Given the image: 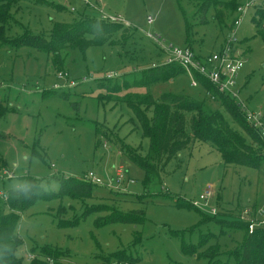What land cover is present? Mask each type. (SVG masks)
Returning a JSON list of instances; mask_svg holds the SVG:
<instances>
[{"label": "rangeland", "instance_id": "374dc122", "mask_svg": "<svg viewBox=\"0 0 264 264\" xmlns=\"http://www.w3.org/2000/svg\"><path fill=\"white\" fill-rule=\"evenodd\" d=\"M47 1L83 11L77 7L82 0ZM236 1L241 5L250 0ZM256 5L247 10L236 29L243 63L235 80L247 108L264 116V40L256 31V21L264 25L257 14L264 8V0H257ZM102 7L120 19L127 31H117L112 41L85 51L70 50L62 76L51 55L27 47L0 46V193L7 196L9 183L27 176L84 179L93 172L101 180L93 184L91 198L65 195L34 201L21 213L17 232L23 245L18 254L28 259V254L41 249L59 250L71 257H65L64 263L98 264L101 257L126 250L140 257L136 264H208L200 253L211 247L232 251L244 238L242 230L229 231L221 226V220L235 221L238 205H255L264 211V165L226 164L211 145L191 144L165 166L163 190L168 195L147 194L140 201L138 196L146 194L144 170L96 128L110 131L147 156L149 139L129 104L100 95L108 94L107 86H119L120 95L150 94L157 99L172 92L206 100L204 88L192 86L187 73L148 87L132 86L143 69L167 61L165 52L148 34L180 48L189 44L198 58H207L234 31L229 25L238 15L226 10V24L222 25L211 7L202 23L190 0H102ZM88 8V14L101 18L98 10ZM12 12L21 25L10 29L11 36L23 35L25 30L49 35L55 21L75 22L80 17L28 0H21ZM108 74L113 77L108 79ZM209 101L223 110L216 101ZM144 112L152 117L151 109ZM208 185L215 192L211 206L200 210L188 206ZM59 192L60 188L53 193ZM104 207L125 214L144 209L146 221L98 226L108 215ZM212 208L218 211L217 216L211 214ZM191 244L194 254L187 250ZM223 257L236 264L234 257Z\"/></svg>", "mask_w": 264, "mask_h": 264}, {"label": "trees", "instance_id": "16d2710c", "mask_svg": "<svg viewBox=\"0 0 264 264\" xmlns=\"http://www.w3.org/2000/svg\"><path fill=\"white\" fill-rule=\"evenodd\" d=\"M20 1L0 0V46L8 49L27 47L51 55L52 63L58 72H66V62L70 50L79 48L85 51L89 46L112 41L114 33L122 29L126 30L123 23L93 17L86 10L79 12L76 9L73 13L79 14L78 20L75 22L55 21L49 35L25 30L23 35L11 36L10 29L13 26L21 25L12 12ZM28 1L35 5L53 7L58 11H70L61 4L47 0ZM190 1L195 4L200 22L207 21L206 13L211 7H214V18L222 25L226 24V10L234 15L240 4L236 0ZM257 14L264 21V8L259 9ZM234 21L235 18L231 20L230 29ZM256 24V31L264 40V25L260 20L256 21ZM96 26L97 31L95 30ZM125 32L122 35L123 38L126 37ZM185 47L191 48L189 44ZM183 73H186L185 69L176 62L151 66L140 72V76L133 81L132 86L148 87L150 84L171 80ZM194 77L198 84L204 88L206 100H195L188 95L172 92H164L157 99H154L150 94L125 93L120 95L121 88L119 86H107L108 94L100 95V98L107 100L114 98L116 102L129 104L142 123L144 133L149 139L147 156H142L139 148L115 138L116 135L110 131L103 130L98 126L96 128L102 136L118 143L120 151L130 156L144 170L143 185L146 194L138 196L137 199L140 201L144 200L147 194L168 195L167 190H163L165 166L180 150L191 144L207 143L211 145L220 152L226 164H241L255 168L264 165V140L261 133L247 121L245 112L237 105L236 100L226 93L219 92L212 82L196 70H194ZM127 84H125L126 87L131 86ZM207 92L214 99L209 97ZM209 99L216 101L221 107L223 106V110L220 107H213ZM150 109L152 117L148 118L144 110ZM25 178L37 182L40 180L34 176ZM52 178L60 184L58 194L50 193L29 200H13L9 195L6 196V199L0 197V242L6 246L11 245L14 252L9 257L8 264H49L50 261L53 264H71L70 262L64 263L63 260L70 255L59 250L41 249L38 253L34 252L35 257L29 260L18 254L23 245L17 232L21 213L27 210L34 201L65 195L72 199H87L93 195L94 183L86 177L78 179L54 175ZM187 204L200 210L191 201ZM103 211H106L108 215L97 222L98 226L113 222L141 224L146 221L144 209H134L127 214L110 207H104ZM88 213L89 209L85 216ZM212 215L217 216L218 213ZM233 219L235 221L221 220V226H226L229 231L242 230L244 238L241 245L236 246L232 251L211 247L200 253L199 256L206 258L208 264H231L223 256L234 257L236 264H264V228H257L253 233H249L248 224L240 220L238 214L234 215ZM193 246L194 244H191L190 249L187 247L191 254L195 253ZM139 260L140 257L122 250L111 257H101L98 264H136Z\"/></svg>", "mask_w": 264, "mask_h": 264}, {"label": "built area", "instance_id": "2783aa9c", "mask_svg": "<svg viewBox=\"0 0 264 264\" xmlns=\"http://www.w3.org/2000/svg\"><path fill=\"white\" fill-rule=\"evenodd\" d=\"M257 0H250L245 4H241L237 7L236 14L238 15L234 21L231 30L234 31L229 35L227 39L223 41L218 51L212 53L207 58H198L194 54L193 50L189 47H177L171 44H166L164 41L160 40L157 35L148 34V36L153 39L160 47L163 52H165L167 61L166 63L176 62L180 64L186 71L187 75L191 79V85L196 87L199 86L197 80L194 77V70L198 71L200 74L205 76L217 90L222 93H226L234 98L237 105L245 112L247 121L261 133V137L264 140V116L260 112H254L247 108L245 101L240 97V89L236 87V76L239 69L243 63V57L239 54L238 41L236 40V29L241 25L243 17L250 7H256ZM82 3L91 8H95L101 13V19L109 20L113 22H121L120 19L108 15L103 11L102 0H82ZM69 10L72 12L76 11L74 6H70ZM209 68V70H208ZM64 73L59 72V76ZM108 78H112V74L107 75ZM71 83L69 87L73 86ZM55 89H60L58 85H55ZM209 97L210 93L207 92ZM123 173H119L122 176ZM94 184L101 183V180L93 173L89 172L86 176ZM215 196V192L212 185L205 187L203 193L199 196V199L192 201V204L203 209L211 206V202ZM0 197L6 199V195L0 193ZM211 214H217L218 211L214 208L211 210ZM263 210L257 208L253 205L243 206L239 209L238 217L240 220L248 224L249 233H253L257 228H264V217L262 216ZM28 260L34 258L35 255L30 253L27 255ZM49 264H53L50 261Z\"/></svg>", "mask_w": 264, "mask_h": 264}, {"label": "clouds", "instance_id": "9594fccd", "mask_svg": "<svg viewBox=\"0 0 264 264\" xmlns=\"http://www.w3.org/2000/svg\"><path fill=\"white\" fill-rule=\"evenodd\" d=\"M97 31V26L95 27ZM100 30V29H99ZM60 184L51 176L34 181L26 178H16L9 183L7 191L13 200H29L33 197L47 195L58 191ZM14 254L11 245L0 242V264H8V259Z\"/></svg>", "mask_w": 264, "mask_h": 264}, {"label": "crops", "instance_id": "0c3cea01", "mask_svg": "<svg viewBox=\"0 0 264 264\" xmlns=\"http://www.w3.org/2000/svg\"><path fill=\"white\" fill-rule=\"evenodd\" d=\"M76 1H78V0H76ZM62 2H60L59 4H61ZM80 5H78L77 7L80 9V10H88L89 8L87 7V6H85L83 3H82V1H79L78 2ZM62 5V4H61ZM92 10V9H91ZM108 101H112V100H108ZM243 206H247V205H243ZM243 206H241V205H238V208L240 209V207H243ZM253 206H255V205H253Z\"/></svg>", "mask_w": 264, "mask_h": 264}]
</instances>
